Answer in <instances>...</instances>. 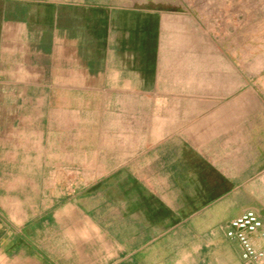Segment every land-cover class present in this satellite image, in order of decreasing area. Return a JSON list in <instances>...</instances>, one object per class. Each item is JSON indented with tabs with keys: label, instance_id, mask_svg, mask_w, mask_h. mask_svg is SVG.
<instances>
[{
	"label": "crops",
	"instance_id": "1",
	"mask_svg": "<svg viewBox=\"0 0 264 264\" xmlns=\"http://www.w3.org/2000/svg\"><path fill=\"white\" fill-rule=\"evenodd\" d=\"M207 21L0 0V264H255L226 232L264 247V57Z\"/></svg>",
	"mask_w": 264,
	"mask_h": 264
},
{
	"label": "rangeland",
	"instance_id": "2",
	"mask_svg": "<svg viewBox=\"0 0 264 264\" xmlns=\"http://www.w3.org/2000/svg\"><path fill=\"white\" fill-rule=\"evenodd\" d=\"M184 1L200 21L208 20L207 23L213 25L220 41L226 42L241 36L240 39L246 42L247 53L262 54L264 57V0ZM241 30L243 33L238 34ZM262 67L264 77V65Z\"/></svg>",
	"mask_w": 264,
	"mask_h": 264
},
{
	"label": "bare ground",
	"instance_id": "3",
	"mask_svg": "<svg viewBox=\"0 0 264 264\" xmlns=\"http://www.w3.org/2000/svg\"><path fill=\"white\" fill-rule=\"evenodd\" d=\"M260 227L261 220L254 211H246L240 216H236V218L232 219L228 224L226 234L238 239L242 248V257L247 262L264 264V247L258 249L251 241V236L254 235ZM261 235L264 236V233Z\"/></svg>",
	"mask_w": 264,
	"mask_h": 264
},
{
	"label": "water",
	"instance_id": "4",
	"mask_svg": "<svg viewBox=\"0 0 264 264\" xmlns=\"http://www.w3.org/2000/svg\"><path fill=\"white\" fill-rule=\"evenodd\" d=\"M175 5H176L175 8H179L180 10L184 11V7L181 6L180 4H178V2H176ZM200 40H204L206 42H209L210 39L209 38L202 37V38H200Z\"/></svg>",
	"mask_w": 264,
	"mask_h": 264
}]
</instances>
